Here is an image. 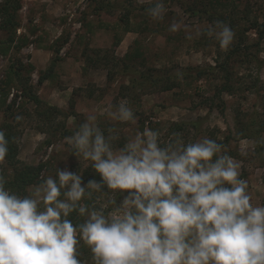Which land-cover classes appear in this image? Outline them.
Segmentation results:
<instances>
[{
  "label": "rangeland",
  "instance_id": "1",
  "mask_svg": "<svg viewBox=\"0 0 264 264\" xmlns=\"http://www.w3.org/2000/svg\"><path fill=\"white\" fill-rule=\"evenodd\" d=\"M5 2L0 0V6ZM11 2L18 4L14 12L9 5L14 17L4 15L5 27L0 22V128L11 126L17 145L16 162L5 157L0 163L7 189L33 195L44 179L55 177L57 168L82 172L83 183L100 181L91 162L75 156L69 142L86 115L95 112L101 129L118 136L116 147L146 129L159 131L164 143L176 135L185 143L216 140L239 163L252 203L264 204V127L257 137H239L237 123L254 129L264 123V39L258 53L250 47L248 53L239 50L229 57L232 88L220 95L225 106L221 113L209 101H218L224 71L197 77L190 69L222 62L238 42L254 43L255 31L245 32L241 21L232 28L235 36L227 50L215 38L195 33L217 20L229 25L225 20L239 16L245 7L261 21L264 0H164L167 12L159 21L147 14L151 5L141 0ZM176 21L185 27L169 31ZM256 54L260 67L252 60ZM33 94L41 103L33 101ZM125 101L135 123L103 115L109 104ZM176 124L182 129H171ZM15 171L24 178H16ZM118 193L105 187L81 203L103 208L113 195L122 199ZM72 214L81 223L86 219ZM80 259L93 264L87 247Z\"/></svg>",
  "mask_w": 264,
  "mask_h": 264
},
{
  "label": "clouds",
  "instance_id": "2",
  "mask_svg": "<svg viewBox=\"0 0 264 264\" xmlns=\"http://www.w3.org/2000/svg\"><path fill=\"white\" fill-rule=\"evenodd\" d=\"M141 2L151 5L153 20L164 18V0ZM184 27L176 21L169 31ZM195 35L213 37L227 50L235 33L217 20ZM103 115L137 119L126 101L109 104ZM117 139L112 129H101L95 112L70 138L74 155L90 161L100 181L83 183L82 172L57 168L33 195L20 196L0 174V264H86L79 258L82 242L93 264H264V204L252 203L240 165L223 144L208 137L185 143L178 135L164 143L152 129L120 147ZM8 144L0 129V163ZM105 187L122 199L113 195L103 208L81 203ZM73 212L86 219L74 224Z\"/></svg>",
  "mask_w": 264,
  "mask_h": 264
},
{
  "label": "trees",
  "instance_id": "3",
  "mask_svg": "<svg viewBox=\"0 0 264 264\" xmlns=\"http://www.w3.org/2000/svg\"><path fill=\"white\" fill-rule=\"evenodd\" d=\"M9 5L12 7V11L13 12L18 7V4L14 5L13 2H11V0H6L4 6H0V22H1L2 27L6 26L4 17H7V16H4L5 14L8 15V17H7L8 20L11 19L12 17H14V13H10V6ZM108 6L109 7H115V4H113V3L111 4L110 3V4H108ZM1 19H3L4 21H2ZM225 21H229V25H230L231 28H234L235 25L237 24V22L239 23L241 21V23H245V24H243L244 31L246 32L248 30H254L256 35H257V39L252 44H243L242 42H238L237 44H234V45L230 46V48H229V50H228V52L226 54V57H225V59L222 62H215V65L209 64L208 66H206L204 68H202V67L190 68L192 71H195V74H196L195 76H197V77H202L203 75H206L208 71H215V70L224 71V77H223L224 81L221 84V86L219 88H217V90H216L217 91V97H218L217 99H218V101L215 102L213 99H211L209 101L210 102V104H209L210 108L215 107L216 109H218V111L220 113L223 112L224 109H225L224 101L221 99L220 95H221V93L223 91H230L231 88H232V85H230V83L228 82L229 79H230L229 69L227 67V65H228L227 63H228L229 57L234 55L239 50L245 51V53H248L247 51L249 50L250 47H255V49H256L255 51L258 53L259 50H260V48H259L260 43L264 39V17L260 21L258 15H256V14L251 15V10L248 7H245L243 9V12H241V14L239 16H237V17L234 16L233 18L226 19ZM242 40H243V38H242ZM258 59L259 58H258L257 54L252 57V60L256 61L257 66L260 67V63H258V61H259ZM4 80L7 81V77ZM258 81H259V77L256 78V80L254 82V85ZM32 99H33V101L36 104L37 103H41L40 99L35 94H33ZM47 108L50 109V110H53V112H57V113L58 112H62V110L59 109L56 106L47 105ZM237 121H238L237 123H238V126H239V128H238L239 137H249V138L252 137L253 138V137L256 136V132L258 133L259 130L261 131L260 127L261 128L264 127V123H262L260 126H258L259 129H257V128L254 129V128H251L252 126L250 124L244 125V124L241 123V121H239V120H237ZM255 122H256L255 120H252L251 123L254 124ZM180 125L181 124H176L171 129H174L176 131L180 130V129H182ZM3 130L6 133V138L9 140V144H8L9 151H8V154H7L6 158H8V159L12 158L16 162L17 145L15 143V134H14L11 126H8V127L4 128ZM253 131H255V132H253ZM25 167H27V166H25ZM26 170H27L26 173H30L29 172L30 169H26ZM18 172L19 171H17V172L15 171V173L17 175L16 178H18V179L24 178L23 174L21 175ZM118 195H120V193H118ZM73 217H74V214L71 213L68 218L70 220L74 221V224L81 223V221H79L78 218H73ZM86 247L87 246H85L83 244V242H82L81 246H80V253L82 251H85Z\"/></svg>",
  "mask_w": 264,
  "mask_h": 264
}]
</instances>
